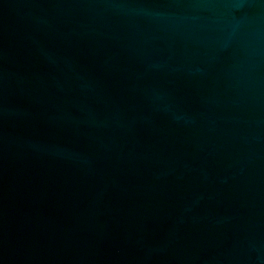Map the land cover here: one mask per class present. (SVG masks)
I'll return each mask as SVG.
<instances>
[{"label":"water","instance_id":"1","mask_svg":"<svg viewBox=\"0 0 264 264\" xmlns=\"http://www.w3.org/2000/svg\"><path fill=\"white\" fill-rule=\"evenodd\" d=\"M0 264H264V0H0Z\"/></svg>","mask_w":264,"mask_h":264}]
</instances>
